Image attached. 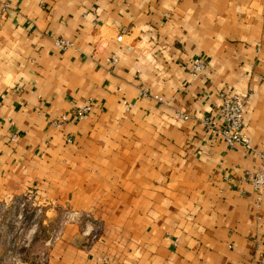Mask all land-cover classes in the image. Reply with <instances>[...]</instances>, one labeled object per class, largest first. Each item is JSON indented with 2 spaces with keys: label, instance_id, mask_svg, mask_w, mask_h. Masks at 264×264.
I'll use <instances>...</instances> for the list:
<instances>
[{
  "label": "crops",
  "instance_id": "1",
  "mask_svg": "<svg viewBox=\"0 0 264 264\" xmlns=\"http://www.w3.org/2000/svg\"><path fill=\"white\" fill-rule=\"evenodd\" d=\"M232 90L248 95L252 149L204 123L223 124L216 103ZM263 145L264 0L0 8V213L23 214L10 204L33 193L48 224L38 239L40 219L25 233L0 216V264L29 263L36 244L42 264H264V196L247 175Z\"/></svg>",
  "mask_w": 264,
  "mask_h": 264
},
{
  "label": "built area",
  "instance_id": "2",
  "mask_svg": "<svg viewBox=\"0 0 264 264\" xmlns=\"http://www.w3.org/2000/svg\"><path fill=\"white\" fill-rule=\"evenodd\" d=\"M17 0H0V8L2 11H6L12 8ZM124 32L117 35L118 40L124 39ZM55 44L61 49H65L73 45V41L64 37H55ZM108 60L116 65L120 61V57L117 53H113L108 57ZM207 67V61L201 57H195L193 60V72L198 74L203 72ZM140 94L143 96H155L156 98L163 100L160 95H154L151 93L149 87L143 85L140 87ZM125 103L131 104L127 100ZM248 95H245L238 90H232L231 92H221L220 100L216 103L219 114L223 119V124H218L217 121L211 117H205L204 123L208 130L212 134L222 137L224 141L231 148H237L238 146H244L247 149L253 148L251 137L245 131V112L247 109ZM92 109V101L89 100L86 103H82L75 107V113L79 119H86ZM179 117L187 118L188 115L181 110L177 111ZM66 115H63L61 119H57L55 122L57 125L63 123L66 119ZM15 136V134H13ZM259 156L258 166L247 173L251 182L257 190L258 198L261 199L264 196V145L257 150ZM32 196V193L29 194ZM69 216H76L75 212L69 213ZM18 264H30L25 261H21Z\"/></svg>",
  "mask_w": 264,
  "mask_h": 264
},
{
  "label": "rangeland",
  "instance_id": "3",
  "mask_svg": "<svg viewBox=\"0 0 264 264\" xmlns=\"http://www.w3.org/2000/svg\"><path fill=\"white\" fill-rule=\"evenodd\" d=\"M33 196H34L33 193H32V196H30L29 194L24 195V197H21L19 200H16L14 203L10 204V205H16L17 208H22L23 214L20 215L18 213V210L9 211V212L6 210V211L0 213V216L2 218L8 217V221H13L14 223L16 221H19V224H21V225L24 223L25 228H26V230H24L25 233H26L27 229L31 226L32 222H36L37 219H40L39 229L41 232L38 235V239H42V238H45V235L47 234L45 229L47 228L48 224L43 223V220H42L43 215H40L38 217L36 214H34L35 213V207L37 206L38 203L34 202L35 200H34ZM6 212H8V213H6ZM14 218H15V220H13ZM16 218L18 220H16ZM12 238H14V237H12ZM12 238L10 237L9 240H11ZM24 238H25L24 241L26 242L28 239L27 234L24 235ZM20 239H22V237ZM36 240H37V238H36ZM11 241L9 242V244H11ZM35 242H37V241H35ZM41 243H43V242H41ZM42 245L39 247V244L38 245L36 244L34 249L26 250L25 257H26V260L28 259L30 264H42V262H41L42 260L38 257V253H39L38 250L41 249V251H43V249H44V247ZM22 247L23 246L19 247V250ZM32 251H33V253H32ZM9 252H10V254H15V250L11 249ZM39 254L42 255L41 252ZM20 256L24 257V253L20 254ZM9 264H16V263H15V261L14 262L10 261Z\"/></svg>",
  "mask_w": 264,
  "mask_h": 264
}]
</instances>
